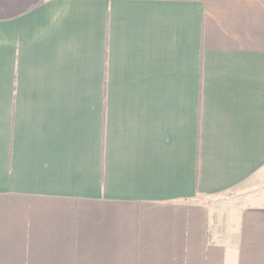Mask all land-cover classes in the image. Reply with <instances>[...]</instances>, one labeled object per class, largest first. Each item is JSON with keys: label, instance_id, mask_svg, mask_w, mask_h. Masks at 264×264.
Here are the masks:
<instances>
[{"label": "crops", "instance_id": "1", "mask_svg": "<svg viewBox=\"0 0 264 264\" xmlns=\"http://www.w3.org/2000/svg\"><path fill=\"white\" fill-rule=\"evenodd\" d=\"M260 185L264 0H0V264H264Z\"/></svg>", "mask_w": 264, "mask_h": 264}, {"label": "rangeland", "instance_id": "2", "mask_svg": "<svg viewBox=\"0 0 264 264\" xmlns=\"http://www.w3.org/2000/svg\"><path fill=\"white\" fill-rule=\"evenodd\" d=\"M263 186H264V185H260V187H262V189L259 190L261 194H264V187H263Z\"/></svg>", "mask_w": 264, "mask_h": 264}]
</instances>
